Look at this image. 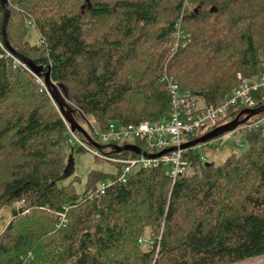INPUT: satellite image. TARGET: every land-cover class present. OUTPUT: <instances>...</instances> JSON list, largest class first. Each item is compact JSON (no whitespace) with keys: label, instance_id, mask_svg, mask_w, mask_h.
<instances>
[{"label":"trees","instance_id":"1","mask_svg":"<svg viewBox=\"0 0 264 264\" xmlns=\"http://www.w3.org/2000/svg\"><path fill=\"white\" fill-rule=\"evenodd\" d=\"M7 7L12 53L50 72L76 122L94 134L95 125L104 131L113 122L168 119L169 84L216 107L240 86L239 74L242 81L264 77V0H8ZM4 15L0 0V212L10 209L7 221L0 218V264H239L264 257V127L248 135L246 153L220 166L196 150L187 155L190 173L175 182L168 168L145 169L95 196L105 176L92 172L78 194L61 181L71 173L70 156L86 150L69 144L49 90L41 92L6 56ZM30 27L37 44L28 39ZM253 96L264 106V89ZM243 110L231 108L218 126Z\"/></svg>","mask_w":264,"mask_h":264},{"label":"built area","instance_id":"2","mask_svg":"<svg viewBox=\"0 0 264 264\" xmlns=\"http://www.w3.org/2000/svg\"><path fill=\"white\" fill-rule=\"evenodd\" d=\"M174 36L177 39L183 36L179 24L176 25ZM6 53V56L13 60L14 68H23L30 72L40 86L41 92L48 91L43 77L38 76L27 63L20 60L12 52L7 51ZM168 88L171 96V113L168 119L129 125L113 122L101 133H97L95 129L96 136L100 137L101 142L92 141L104 148H98L91 142L83 141L75 132H72L70 124L66 121L70 133L69 144L71 146L79 144V146L86 151L92 152L96 157L120 165L121 170L116 180H113V183L116 181L126 184L131 177L142 170L163 167L168 168L170 177L175 182L180 176L189 173L187 155L190 152H196L200 145L187 149H182V146L195 140L194 137H202L218 128L219 121L226 117L231 108L240 106L243 109H256L257 101L254 99L253 94L264 89V77L243 80L240 86L226 96L223 102L216 107H206L201 100L188 94H181L176 84H169ZM93 122L95 123V121H90V124L95 125ZM243 125L244 128L250 131L258 130L264 127V115L258 119L252 118ZM232 133L226 134L219 139H226ZM128 140L133 142H127L125 145H135L144 154L123 152L128 154L119 157L117 155L122 153H117L110 147L111 145L124 146L120 143ZM213 141H216V139L206 144L212 145ZM105 149H109V152H106ZM167 150L172 151L159 157H150ZM111 151L115 154H111ZM202 159L205 160V158ZM110 186L102 185L99 188L97 187L94 195H104ZM60 217L61 224L65 225L67 223L66 215L61 213Z\"/></svg>","mask_w":264,"mask_h":264},{"label":"rangeland","instance_id":"3","mask_svg":"<svg viewBox=\"0 0 264 264\" xmlns=\"http://www.w3.org/2000/svg\"><path fill=\"white\" fill-rule=\"evenodd\" d=\"M28 39L31 44H37L39 42V35L34 27H30ZM238 78L242 82V76L240 74L238 75ZM89 121L92 122L96 120L95 118H89ZM93 124L95 123L93 122ZM83 127L84 129L88 130L89 136L94 141H97L99 143L101 142L100 137L96 136V133L94 134L86 126ZM94 127L97 133H101V130L98 126L95 125ZM252 132L254 131H250L247 128H244V125H242L226 139L221 140L218 138L216 139V141H213L212 145H200L198 147V153L206 159V162L214 164L215 166H220L232 154L241 155L249 150L248 135ZM129 141L133 142L132 140H128L126 141V143H130ZM121 145H125V141ZM77 147H79V144L73 146V148ZM105 151L109 152V149H105ZM71 156L73 157V170L71 169V173H69L68 176L63 181H61V184L69 185L72 183L75 187V191L78 194H82L85 191L86 185L88 183V176L92 172H97L105 176L97 183L98 188L102 185L110 186L113 183L112 177L119 174V168L116 164L97 159L96 156L90 151H75ZM23 204L24 202H20L18 205H16V208L22 207ZM9 215L10 209H5L0 212V218L2 216L4 221L8 220ZM3 220H1V222H3ZM150 239V235L146 234V236L144 237V241L141 244L145 251L150 248V244H148ZM250 264H264V260H260L258 262H253Z\"/></svg>","mask_w":264,"mask_h":264},{"label":"water","instance_id":"4","mask_svg":"<svg viewBox=\"0 0 264 264\" xmlns=\"http://www.w3.org/2000/svg\"><path fill=\"white\" fill-rule=\"evenodd\" d=\"M2 6L5 10V15H4V20H3V25H2V32H3V37H4V42L6 44V46L10 49L11 52H14L13 49L11 48L9 41H8V37H7V25H8V21H9V10H8V0H1ZM15 53V52H14ZM16 55V54H15ZM20 57L25 63L28 64V66L40 77H43L45 80V84L51 94L52 99L54 100V102L56 103V105L59 107L60 113L63 116V118L70 124L71 130L72 132H79L83 135L86 136V138L88 139V141H90L94 146L98 147V148H104V147H100L98 144L94 143L91 138L87 135V132L85 131V129L79 125L74 116H73V110L71 109V107L69 106V104L65 101V99L63 98V96L61 95V93L59 92V90L51 83V79H50V72L45 73L43 71L42 67H35L34 64L28 60L25 59L21 56ZM264 113V106L262 107H258L256 109H244L241 114L235 118L233 121L224 124L222 126H219L218 128H216L215 130H213L212 132L199 137L189 143H186L182 146V149H187V148H191V147H195L198 145H203L206 144L212 140H215L217 138H220L226 134L232 133L235 130H237L240 126H242L243 124H245L246 122H248L250 119L263 114ZM241 117H245L244 119H241ZM115 152L117 153H123V152H132L135 154H144V152L138 148L135 145H131V144H127L124 146H116V145H111L110 146ZM172 150H167L165 152H162L158 155H151L150 157H159L162 156L163 154L170 152ZM73 157L70 156L69 159V163H68V168H71L73 170Z\"/></svg>","mask_w":264,"mask_h":264},{"label":"crops","instance_id":"5","mask_svg":"<svg viewBox=\"0 0 264 264\" xmlns=\"http://www.w3.org/2000/svg\"><path fill=\"white\" fill-rule=\"evenodd\" d=\"M260 260H264V257L253 259V260H250V261H245V262H242L240 264H250V263H253V262H258Z\"/></svg>","mask_w":264,"mask_h":264},{"label":"bare ground","instance_id":"6","mask_svg":"<svg viewBox=\"0 0 264 264\" xmlns=\"http://www.w3.org/2000/svg\"><path fill=\"white\" fill-rule=\"evenodd\" d=\"M166 79V78H165ZM48 92V91H47ZM108 128V127H107ZM130 142V141H129ZM124 142H122L121 144H123ZM126 143V142H125ZM120 166V165H119ZM67 218V217H66Z\"/></svg>","mask_w":264,"mask_h":264}]
</instances>
